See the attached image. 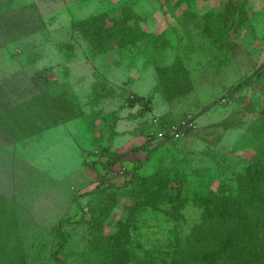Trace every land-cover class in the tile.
Segmentation results:
<instances>
[{"label":"rangeland","instance_id":"1","mask_svg":"<svg viewBox=\"0 0 264 264\" xmlns=\"http://www.w3.org/2000/svg\"><path fill=\"white\" fill-rule=\"evenodd\" d=\"M248 172L264 193V0H0V264L248 259L219 223L264 202Z\"/></svg>","mask_w":264,"mask_h":264},{"label":"trees","instance_id":"2","mask_svg":"<svg viewBox=\"0 0 264 264\" xmlns=\"http://www.w3.org/2000/svg\"><path fill=\"white\" fill-rule=\"evenodd\" d=\"M259 72H260V70H257L254 75H257ZM252 78H253V76H250L247 79L242 80L241 82H239L237 84L236 88H242L243 86L249 84L251 82ZM137 101H138V99L133 97L131 99H128L127 105H129V107H134ZM250 174H252V173L248 172L246 175L244 174V176H240L238 178L239 189L250 190V192L253 195H257V196L264 195L263 190L258 186H256L255 188H252V189L250 188V186H249L250 184L247 182V175H250ZM262 174L264 175V173H262ZM242 209H243V206L241 204L238 206L237 210L240 212V210H242ZM220 211L222 213V216L226 215L227 217H229V212L233 213L234 210H233V206L227 205V206L221 208ZM255 211H256V214L254 215L253 219L251 220V224L250 223L247 224L245 222V219L242 218V217H245L244 214L243 215L242 214H235V216H233V218H235V219H232V220L225 217V218L221 219L219 222V223H225V224L233 223V222H234V224L242 223V225L245 228V231L248 233L250 232L251 234L254 235V244H253L252 252H253V254L255 253V256L253 254L250 256L248 255L249 257H247L248 259H246V257L241 254L242 252H240V248L236 247V251H235L236 253L234 255V258H232L231 260H238V262L237 263L234 262V264H243V263L244 264H254V263L264 264V202L257 204V206L255 207ZM231 215H233V214H231ZM214 220L215 219H213L211 221H214ZM65 241H66L65 234L59 233L58 234V242H57V251L55 252L57 259H58V255L60 254L61 250L64 247ZM217 245L218 244H215V246H217ZM215 250L217 252L219 251L218 248ZM233 251H227V252L231 253ZM208 253L209 252H206L205 255ZM240 256H242V257L240 258ZM59 261L61 262L60 258H59Z\"/></svg>","mask_w":264,"mask_h":264},{"label":"built area","instance_id":"3","mask_svg":"<svg viewBox=\"0 0 264 264\" xmlns=\"http://www.w3.org/2000/svg\"><path fill=\"white\" fill-rule=\"evenodd\" d=\"M181 127L182 126H174L169 132L167 130H158L153 134L152 143L157 144L161 140H165V138L172 137V138H179L181 136Z\"/></svg>","mask_w":264,"mask_h":264}]
</instances>
